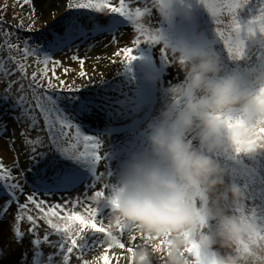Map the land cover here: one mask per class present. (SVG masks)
I'll return each mask as SVG.
<instances>
[{
    "label": "clouds",
    "instance_id": "9594fccd",
    "mask_svg": "<svg viewBox=\"0 0 264 264\" xmlns=\"http://www.w3.org/2000/svg\"><path fill=\"white\" fill-rule=\"evenodd\" d=\"M198 7L147 0L132 18L140 39L183 79L165 84L142 72L159 92V107L139 145L107 175L106 215L98 221L106 249L88 264H105L108 251L125 249L124 236L139 243L118 264H264V217L249 212L244 189L218 159L264 155V30L249 34L242 58H225L201 29ZM141 55L124 67L143 63Z\"/></svg>",
    "mask_w": 264,
    "mask_h": 264
},
{
    "label": "rangeland",
    "instance_id": "374dc122",
    "mask_svg": "<svg viewBox=\"0 0 264 264\" xmlns=\"http://www.w3.org/2000/svg\"><path fill=\"white\" fill-rule=\"evenodd\" d=\"M126 2L134 10L135 7L143 9L147 0H126ZM69 3L71 0H30V3L27 4L23 0H0V35L11 32L14 36L20 37L19 40L11 39V43L20 45V50L8 53L5 49L3 53L5 61L9 54L19 58L23 57L24 38L30 37L31 42L41 48L47 47L54 40L55 35H63L62 29L67 21L76 17L78 13H81L79 19L86 29L85 34L75 37L69 46L49 50L48 54L53 60L60 61V65L56 67L55 75L64 80L66 86L80 89L75 95L77 100L62 99L60 103L65 113L73 118V123L80 125L84 134L96 136L100 140L99 152L104 158L97 165V174L104 173V175L100 180H96L91 171L85 169L84 171L88 174L83 183L77 184L75 188L63 194L56 192L54 202L64 201L65 198L72 200L80 197L83 199V193L94 195L95 191L103 190L107 172L118 169L119 162L139 145L141 130L159 107V92L144 83L143 71H151L162 77L165 84L168 81L175 83L177 80L183 79L178 69L169 66L165 55L158 48L142 52L143 63L136 65L135 68H125L126 61L123 60V54L117 57L115 53L124 47H135L133 41L140 37L133 25L129 23L116 32L93 31L89 15L104 25L106 19L112 14L107 10L104 13H88V10L69 9ZM113 4L118 6V0H113ZM261 6H264V0H251V3L242 11V18L247 21L259 14ZM223 19L225 24L230 21L227 16ZM199 21L201 29L212 39L226 58V49L216 42L215 25L203 10L199 12ZM21 22H23V28L19 27ZM29 27L32 28L31 32L26 31ZM113 36L117 37L116 43L112 42ZM41 41L42 43H39ZM73 55L84 60L83 68H81L79 60L72 59ZM39 59L42 61L43 53ZM113 60L117 62L113 63ZM23 62L28 65L27 78L21 80L19 72L12 76L0 73V94L8 88L10 81H16L12 84L11 96L18 98L22 94L21 83L25 85L31 83V76L34 72L38 76L41 74L43 63H38L37 57L29 56ZM106 65L108 68L101 67ZM6 68L15 71L12 64L6 63ZM51 68L52 65L49 64L48 76L53 83L58 84L59 81L53 77ZM65 69L68 71L65 72ZM81 71L86 73L84 77L80 76ZM23 94L30 95L27 89ZM126 95H128L127 100L133 101L128 102L127 108L123 106ZM137 108L141 109L139 115L135 112ZM12 113L17 114L11 115ZM36 115L39 123L33 126L30 116L25 115L24 108L14 106V99L6 101L0 99V163L4 165V168L11 170L13 176L18 177V182L23 187L22 193L17 190L18 203H16L9 191L0 185V264H31V256L38 253L41 260L43 259V264H48L49 256L53 257V264H62L63 255L66 254L59 251L58 244L57 247H52L43 241L46 234L52 241H59L60 237L50 229L46 220L40 219L42 214L39 210L35 209L33 205H29V208L24 210L19 208V204L26 203L27 195L33 192L40 199H44L46 196V204L48 201H53L51 193L40 195L38 186L41 181L27 175V172L40 173L38 179L43 175H51L47 165H44L42 161L37 160L34 165L30 162L31 149L33 147H37L38 151L41 149L39 146L27 144L26 140H34L39 137L45 144L48 143L43 120L39 117V113ZM101 120L104 122L101 123ZM117 125H121V128L117 129ZM72 132L74 134V129ZM71 142L75 143L74 140ZM67 146L68 141H65L62 147ZM83 150V144H81L77 151ZM48 153L49 155H59L52 148L48 149ZM218 159L229 170L228 180L239 183L244 189L248 197L249 212L264 217V155L237 157L218 155ZM66 163L74 164L72 161ZM93 183L97 187L90 189L89 185ZM32 184H36V187H33ZM89 205L95 206L94 202L88 201L75 210L87 216L86 208ZM28 215H32L36 219L35 226L27 220ZM18 216L24 218L18 220ZM103 217H98V221ZM53 219L55 222V218ZM14 227H19L25 234L18 236ZM34 227L35 231H32ZM85 234H89V230H86ZM91 235L98 239L100 244L93 245L83 254L82 259L78 258L79 251L74 250L70 256L69 264H83V260L91 261L94 257L105 253L106 238L104 234L92 233ZM36 238L41 240L40 245L34 243ZM123 241L126 245L125 249H113L107 252L111 257V264H118L117 257H123L127 247L139 243L138 239L130 241L127 236L123 237ZM89 243L91 244L92 241L90 240ZM119 264H125V261L121 259Z\"/></svg>",
    "mask_w": 264,
    "mask_h": 264
},
{
    "label": "snow or ice",
    "instance_id": "6c2138e0",
    "mask_svg": "<svg viewBox=\"0 0 264 264\" xmlns=\"http://www.w3.org/2000/svg\"><path fill=\"white\" fill-rule=\"evenodd\" d=\"M23 2L27 4L30 3V0H23ZM193 2L199 5L197 9L198 13L203 10L211 18V21L215 25L214 33L216 42L222 45L223 49H226V58H242L241 46L249 34L258 26H260L261 30H264V6H261L259 14L247 21L242 18L241 13L251 3V0H193ZM68 8L88 10V13H104L107 10L112 15L106 19L104 25L98 23L91 15H89V19L92 21L93 31L108 32H116L119 28L131 23L132 18L135 15H140L142 10L141 7H135L133 10L126 0H118V6H114L113 0H71ZM80 15L81 13H78L76 17L70 18L62 29L63 35H55L54 40L47 47L41 48L34 45L30 37L24 38L22 58L9 54L7 61H5L3 56L5 49L8 53L14 50H20L18 43H11V39L19 40L20 37L14 36L11 32L0 35V73L3 75L12 76L16 72H19L21 74V80L27 78L28 65L23 61L29 56H35L37 57L38 63H43V68L39 76L34 72L31 76V83L27 85L21 83L20 90L22 94L18 98L11 96V87L16 81H10L8 88L0 94V99L5 101L14 99V106L24 108V113L26 116H30L33 126L39 123L36 113H39V117L43 120L48 143L45 144L43 139L39 137L34 140H26V143L39 146L41 149L40 151H38L37 147L31 149L30 162L34 165L37 160H40L50 170L51 175H43L40 177L41 183L38 186V191L41 196L44 193H51L53 201H48L46 204V196L44 199H40L33 192L27 195L26 203L19 204V208L24 210L28 209L29 205H33L42 214L40 219L46 220L50 229L59 234V241L50 240L47 234L44 235L43 241L52 247H57L58 244L59 251L66 253L63 255L62 264H69L70 256L74 250L79 251L80 256L78 258L82 259L83 254L87 250L93 247V245L100 244V241L91 234H104V229L98 223V217L106 215V208L100 203L103 190L95 191L94 195L83 193V199L80 197L72 200L65 198L64 201L54 202L56 192L63 194L73 189L77 184L83 183V177L88 174L84 171L85 169H89L96 180H100L101 176L104 175V173L97 174V165L104 158L99 152L101 147L100 140L96 136L84 134L80 125L73 123V118H70L65 113L60 103L62 99L75 100V94L80 89L66 86L65 81L55 75L56 67L60 65V61L53 60L48 54L49 50L69 46L75 37L85 34L86 29L79 19ZM225 16L230 18L227 24H225V20L223 19ZM19 27L23 28V22H21ZM26 31L31 32L32 28L29 27ZM112 42H117L116 36H113ZM133 43L135 47H124L117 51L115 56L120 57L123 54V60L131 62V60L138 58L136 56L137 51L142 53L149 49L152 50L147 45V42L142 41L140 38L135 39ZM41 53H43L42 61L39 59ZM139 58L142 59V55ZM72 59L79 60L81 68H83V59H80L76 55H73ZM116 62L113 60V63ZM6 63L12 64L15 71L7 69ZM49 64L52 65V75L59 81L58 84L53 83L52 79L48 76ZM67 71L68 69H65V72ZM85 75L86 73L84 71L80 72L81 77ZM45 81L47 82L46 84ZM25 89H27L30 95L23 94ZM73 129L74 134L72 132ZM73 140L75 143L71 142ZM65 141H68V146L62 147ZM81 144H83L84 150L77 151ZM49 148L54 149L59 155H49ZM67 161H72L74 164L69 165L66 163ZM108 173L109 171L107 175ZM0 185H3L9 191L10 195L15 198V202L18 203L17 190L22 193L23 187L18 182V177L13 176L12 171L4 168L2 163H0ZM96 187L97 185L94 183L89 185L90 189ZM88 201L94 202L95 206L89 205L86 208L87 216L75 210ZM69 205H71V208H69ZM23 218V216L17 217L18 220ZM53 218H55V222ZM27 220L31 221L34 226L36 225V219L32 215H28ZM86 230H89V234H85ZM32 231H35V227ZM16 234L22 236L25 233L19 227H16ZM90 240L92 241L91 244L89 243ZM132 241H135V237L132 238ZM34 243L40 245L41 240L36 238L34 239ZM48 264H53L52 256H49ZM83 264H88V261L83 260ZM105 264H111V257L108 254H106Z\"/></svg>",
    "mask_w": 264,
    "mask_h": 264
},
{
    "label": "trees",
    "instance_id": "16d2710c",
    "mask_svg": "<svg viewBox=\"0 0 264 264\" xmlns=\"http://www.w3.org/2000/svg\"><path fill=\"white\" fill-rule=\"evenodd\" d=\"M39 43H42V41L41 42H39ZM40 45V44H39ZM101 67H103V68H108V65H106V66H101ZM100 68V67H99ZM130 91V90H129ZM136 99V98H135ZM128 102H133V101H131V100H128ZM15 114H17V113H12L11 115H15ZM31 170H33V169H31ZM27 175L28 176H30V177H33L34 179H36L37 181H41L40 179H38L37 178V176H40V173H28L27 172Z\"/></svg>",
    "mask_w": 264,
    "mask_h": 264
},
{
    "label": "bare ground",
    "instance_id": "6f19581e",
    "mask_svg": "<svg viewBox=\"0 0 264 264\" xmlns=\"http://www.w3.org/2000/svg\"><path fill=\"white\" fill-rule=\"evenodd\" d=\"M75 95H76V94H75ZM78 96H79V94H78ZM125 98L127 99V98H128V95H126ZM75 100H77V97H76ZM81 100H83V99H81ZM73 103H74V102H73ZM76 108H77V107H76ZM115 112H116V110H115ZM117 114H118V113H117ZM100 122L102 123V122H104V120H101ZM37 178H38V176H37Z\"/></svg>",
    "mask_w": 264,
    "mask_h": 264
}]
</instances>
